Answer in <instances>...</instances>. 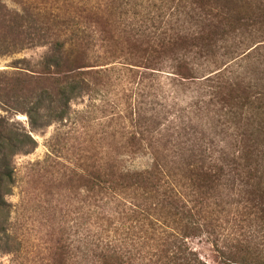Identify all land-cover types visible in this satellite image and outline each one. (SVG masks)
<instances>
[{"label":"trees","instance_id":"obj_1","mask_svg":"<svg viewBox=\"0 0 264 264\" xmlns=\"http://www.w3.org/2000/svg\"><path fill=\"white\" fill-rule=\"evenodd\" d=\"M79 4L89 12L81 21L64 23L54 13L57 21L42 20L41 26L31 27L25 43L48 44L49 50L34 62L35 70L24 67L15 73L5 102L25 113L30 130L36 131L66 120L72 101L96 89L91 78L142 73L135 89L142 84L153 90L148 97L151 114L141 135L132 133L127 145L132 153L148 152L151 164L110 171L99 167L95 187L85 188L96 196L95 209L87 217L90 221L95 213L93 228L87 225L78 246L70 243L65 264H208L189 245V239L199 236L211 242L217 257L213 264H264L261 176L247 163L239 167L236 157L242 155L233 158L232 166L223 159L212 164L207 162L212 152L203 147L196 159L192 104L179 102L175 108L177 95L193 81L197 69L205 73L211 58H234L239 52L242 45L228 47L227 42L254 25L241 5H257L256 0H79ZM157 5L168 7L152 15ZM14 13L21 20L28 15L26 9ZM125 46L129 50L123 53ZM79 50L90 52L80 56ZM155 86L164 93L158 101ZM169 95L175 100L172 106ZM170 112V124L160 129ZM30 143H35L31 133L0 119V183L12 180L9 157L26 152L24 146Z\"/></svg>","mask_w":264,"mask_h":264},{"label":"rangeland","instance_id":"obj_2","mask_svg":"<svg viewBox=\"0 0 264 264\" xmlns=\"http://www.w3.org/2000/svg\"><path fill=\"white\" fill-rule=\"evenodd\" d=\"M256 4L241 5L254 25L227 42L228 47L242 45L239 52L232 54L234 58H211L205 73L197 69L193 81L177 95L175 108L179 102L192 104L196 159L203 147L212 152L207 160L212 164L225 160L232 166L233 158L242 155L236 157L239 167L249 164L264 184V107L260 108L264 106V0ZM167 7L157 5L151 14ZM22 9L28 12L25 20L14 13ZM82 9L79 0H0V119L28 131L35 141L24 146L26 152L9 157L12 180L0 183V264H65L70 243L78 246L87 225L93 228L95 213L90 221L87 217L95 209L96 196L85 188L95 187L99 167L110 171L116 166L141 169L151 164L148 152L132 153L127 145L132 133L141 135L151 114L148 97L153 90L142 84L135 89L142 73L112 72L91 78L96 89L72 101L66 120L36 131L30 130L25 113L5 102L11 95L7 84L15 73L24 67L35 70L34 62L49 50L48 44L25 43L31 27L41 26L42 20L57 21L54 13L64 23L81 21L89 14ZM103 18V26L111 31ZM126 50L125 46L123 53ZM79 52L83 56L90 51ZM155 87L158 101L164 93ZM171 96L167 101L172 106ZM172 113H166L167 120L156 119L158 123L162 119L160 129L170 124ZM189 245L208 264L217 260L206 237L191 238Z\"/></svg>","mask_w":264,"mask_h":264}]
</instances>
